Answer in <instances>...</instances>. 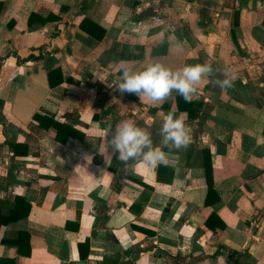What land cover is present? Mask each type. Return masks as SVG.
<instances>
[{"label": "crops", "instance_id": "1", "mask_svg": "<svg viewBox=\"0 0 264 264\" xmlns=\"http://www.w3.org/2000/svg\"><path fill=\"white\" fill-rule=\"evenodd\" d=\"M154 63L218 71L191 103L98 78ZM169 112L186 150L116 158ZM0 264H264V0H0Z\"/></svg>", "mask_w": 264, "mask_h": 264}, {"label": "clouds", "instance_id": "2", "mask_svg": "<svg viewBox=\"0 0 264 264\" xmlns=\"http://www.w3.org/2000/svg\"><path fill=\"white\" fill-rule=\"evenodd\" d=\"M120 80L107 83L106 78L99 77L107 87L123 94H134L140 99L147 97L152 102H164L175 96L181 97L185 103H191L198 94V85L204 77H215L217 69L211 64L185 65L173 71L161 63L148 65L142 71L122 68ZM235 77L215 78L213 82L221 89L227 90L235 86ZM175 94V95H174ZM160 128L163 148L153 145L151 134L130 121H125L110 132L108 143L117 159L127 165L130 161H141L145 165L156 168L167 165L169 153L186 150L192 143L190 126L183 116L174 113L164 114ZM167 148L168 151L163 149Z\"/></svg>", "mask_w": 264, "mask_h": 264}, {"label": "trees", "instance_id": "3", "mask_svg": "<svg viewBox=\"0 0 264 264\" xmlns=\"http://www.w3.org/2000/svg\"><path fill=\"white\" fill-rule=\"evenodd\" d=\"M178 104H179V99H178ZM36 120L39 121L40 125H43V126H45V127H50L51 125H55V126H57V127H60L58 124L54 123L52 120L49 121V123H47V124H44L43 121H41V120H39V119H37V118H36ZM60 130H61V129H60ZM206 168L208 169V176H210V175H211V165L209 164V162H208V166H206ZM6 222H7V221H6ZM6 222H5V223H6ZM21 235L23 236V234H21ZM18 242L21 244L20 241H18Z\"/></svg>", "mask_w": 264, "mask_h": 264}]
</instances>
